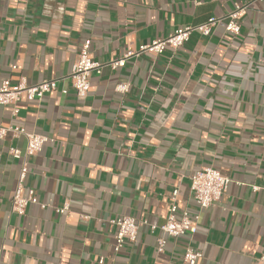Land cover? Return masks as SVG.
Here are the masks:
<instances>
[{
    "label": "crops",
    "instance_id": "obj_1",
    "mask_svg": "<svg viewBox=\"0 0 264 264\" xmlns=\"http://www.w3.org/2000/svg\"><path fill=\"white\" fill-rule=\"evenodd\" d=\"M235 2L248 6L239 34L218 25L177 49L104 65L84 98L62 80L86 38L92 57L108 63ZM45 79L58 88L21 99L17 114L0 105V126L48 137L26 158L20 191L32 189L45 207L28 204L23 214L11 210L22 161L7 151L26 142L0 138V264H185L188 248L202 252L195 264H264V0H0V85ZM122 82L129 89L116 92ZM204 166L232 181L198 208L191 176ZM174 191L179 211L199 214L196 231L164 235L159 253L162 232L141 227L115 252L110 220L160 226Z\"/></svg>",
    "mask_w": 264,
    "mask_h": 264
},
{
    "label": "built area",
    "instance_id": "obj_2",
    "mask_svg": "<svg viewBox=\"0 0 264 264\" xmlns=\"http://www.w3.org/2000/svg\"><path fill=\"white\" fill-rule=\"evenodd\" d=\"M233 7L231 12L225 15H213L208 17L205 21L196 23L195 25L187 24L178 26L165 37L152 40L149 43L140 44L138 51L126 52L119 60L108 63L102 64L92 57L90 52L91 40L86 38L81 44V49L75 60L71 64L70 72L62 77V80L70 83L78 98H84L90 89L89 80L91 73L95 72L100 74L104 65L117 68L122 66L126 58L140 54V52L147 51L158 54L163 52L167 47L177 49V47L182 46L184 42L189 40L192 34L199 33L208 36L218 25L223 26L224 30L231 35L239 34L241 30L239 19L248 6L235 2ZM12 68H14L13 65ZM58 81L59 79H45L40 82L27 84L25 81L20 80L15 86L10 87L9 81L5 80L0 85V105H13V114H17L19 108L16 104L21 101V99L28 102H30V100L39 101L46 93L58 88ZM128 89L129 84L126 82L118 83L114 88V90L119 93H123ZM60 91L62 94L67 93L66 88H62ZM8 133L11 138L23 137L26 142L24 150L13 146L8 148L7 151L11 158L21 159L22 161L17 177V185L12 196L11 210L18 214H23L28 204L39 203L32 189L28 191L26 197L20 195L21 187L25 180L24 178L28 172V162L26 158L38 153L48 142V137L33 131L27 132L24 127L18 125L0 126V138L5 137ZM231 181L230 177L223 175L218 169L211 166L200 167L199 170L195 171L191 176L190 191L193 194L194 201L198 208H207L212 205L213 202L217 201L218 198L226 193ZM175 196L176 192L174 191V196L170 199L167 209L168 215L160 226L151 224L146 218L138 220L128 215L111 219L110 222L116 227L113 250L118 252L127 242H134L139 233L138 230L145 226L152 232L156 229L162 232L163 236H158L156 238V249L159 253L164 251V235L177 238L187 233H194L196 231L199 214L192 213L185 209L179 211L175 203ZM40 206L45 207V204H40ZM67 210V205L56 209L58 213H64ZM201 255L202 252L188 248L183 254L182 261L185 264H195L196 260L200 258ZM99 263H103V258L99 259Z\"/></svg>",
    "mask_w": 264,
    "mask_h": 264
}]
</instances>
